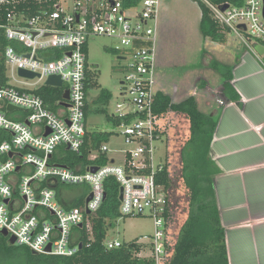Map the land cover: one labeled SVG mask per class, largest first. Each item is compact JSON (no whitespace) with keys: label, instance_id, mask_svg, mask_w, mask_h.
Masks as SVG:
<instances>
[{"label":"built area","instance_id":"built-area-1","mask_svg":"<svg viewBox=\"0 0 264 264\" xmlns=\"http://www.w3.org/2000/svg\"><path fill=\"white\" fill-rule=\"evenodd\" d=\"M160 1L0 0V10L5 8L0 12V38L4 41L0 45L4 63L0 80V231L13 236L16 244L35 253L64 256L75 254L83 242L90 244L93 219L105 198L104 181L114 177L122 189L119 219L149 216L153 220V234L136 240L143 244L137 255L150 257L155 264H168L174 244L169 239L174 207L170 188L157 182L167 160L156 157L157 143L164 139L156 129L166 124L161 123L164 115L158 118L153 111ZM203 1L219 23L241 37L264 71V53L255 50L256 45L264 47V0L221 5ZM226 3L227 8L221 10ZM94 35L113 38L118 59L126 61L121 85L128 99L123 105L116 104L115 116L121 119L117 126L127 149L121 150L120 163L113 160L96 165L93 162L99 152L90 150L86 163L67 165L59 161L66 157L61 149L81 154L87 131L86 50L88 38ZM20 69L34 75H22ZM52 76L61 79L60 86L47 83ZM45 88L62 90L55 111L44 98ZM66 90L68 99L63 98ZM9 105L14 109L9 110ZM123 106L133 109L122 111ZM129 113L135 115L125 121ZM98 150L108 153L106 144ZM57 183L81 184L83 204L65 207L63 203L70 201L65 192L58 198ZM107 234L105 249L121 246L123 241Z\"/></svg>","mask_w":264,"mask_h":264},{"label":"trees","instance_id":"trees-1","mask_svg":"<svg viewBox=\"0 0 264 264\" xmlns=\"http://www.w3.org/2000/svg\"><path fill=\"white\" fill-rule=\"evenodd\" d=\"M136 0H126L127 3ZM195 1L201 11L199 30L203 37L215 42H222L225 39L227 27L219 23L212 15L210 8L203 0ZM232 3L234 0H209V2L221 5L224 2ZM5 8H1L0 12ZM0 21L2 18L0 17ZM0 45H4L2 37ZM2 48V47H1ZM87 52V50H86ZM220 72L223 82L221 96L227 100L238 99V94L231 85V66L222 65L216 60L210 65ZM88 68V66H87ZM4 73V63L0 58V80ZM203 86L204 83H200ZM88 87V74L86 71V91ZM43 95L51 110L58 108L56 103L61 99L62 90L49 88L43 90ZM111 93L101 90L98 100L107 102ZM87 108V100L85 112ZM154 114L159 118L169 112L184 115L188 120V134L180 147L181 179L188 193L187 212L179 227L172 247V254L168 264H229L225 242V229L221 224L219 209L213 187V177L220 173V168L211 159L210 143L217 124V118L211 114L202 112L197 105L194 96L190 95L180 102L171 101L167 94L157 90L154 94ZM134 113L124 116L125 121H130ZM107 117L117 125L120 118L115 115ZM156 132L161 136L167 135V128H158ZM111 132L88 133L84 138L81 154H69L60 159L67 165L72 162H87V155L90 150H97L98 157L93 163L103 165L109 162L107 152H100V146L108 140ZM157 182L162 184L164 189L171 186V176L167 163L164 169L157 176ZM105 198L96 213L93 221L94 240L85 244L75 254L45 255L32 253L27 246L11 244L8 236L0 232V264H155L150 257H140L137 253L143 244L135 240L123 241L121 246L113 249H105L103 240L109 228L120 218L119 207V184L114 177L106 178L104 181ZM74 188H82L81 184L67 185ZM65 185L57 183L54 188L58 198L63 195ZM83 196L79 193L65 207L81 206ZM140 217V216H135ZM125 218V217H124ZM172 220V216H171ZM86 238V235L85 237Z\"/></svg>","mask_w":264,"mask_h":264},{"label":"crops","instance_id":"crops-1","mask_svg":"<svg viewBox=\"0 0 264 264\" xmlns=\"http://www.w3.org/2000/svg\"><path fill=\"white\" fill-rule=\"evenodd\" d=\"M162 1L156 17L155 91L167 94L173 102H180L193 92L198 108L217 118L209 154L220 168V173L213 177V187L225 229L228 262L264 264V71L256 56L242 47L226 59L216 56L231 66V85L238 99L227 100L221 96L223 78L212 68L214 73L208 78L186 72L176 87L168 90L157 72L158 64L162 65L168 31L166 13L161 11ZM189 1L192 11L198 14V4ZM200 17L201 11L198 22ZM202 82L204 85L200 86ZM212 86L219 90L218 94L211 93ZM61 152L66 155V149ZM108 156L109 161L115 160Z\"/></svg>","mask_w":264,"mask_h":264},{"label":"rangeland","instance_id":"rangeland-1","mask_svg":"<svg viewBox=\"0 0 264 264\" xmlns=\"http://www.w3.org/2000/svg\"><path fill=\"white\" fill-rule=\"evenodd\" d=\"M162 2L161 11L166 13L168 31L166 33V48L165 50L163 48L164 53L162 51V65L158 64L157 72L159 80L167 85L168 90H173L181 81L182 76L189 71L208 78L213 72V68L210 66L212 61L216 60L220 64L226 65L223 58H217V55L224 56L226 59L229 54L234 55L240 48H247L242 43L241 37L230 30L226 31L225 39L222 42H215L203 37L198 25L200 11L198 9V14H195L196 10L192 11L189 0H163ZM193 17H196L194 22ZM241 33L245 38V32ZM252 41L251 38L250 42L252 43ZM114 42L113 38L102 35L90 36L87 40L88 87L85 125L90 134L111 132V136L104 143L108 147V154L117 163H120L121 150L127 149V146L119 133V127L107 115L110 117L117 115L116 104L123 105L128 99V95L122 91L120 83L125 75L126 61L118 59V53L113 50ZM218 73L220 74V72ZM101 90L111 93L107 102L98 100ZM211 90V93H219V90L213 86ZM165 93L167 92L165 91ZM189 95H193V92ZM127 109H133V107L124 108L123 106L122 111ZM161 123L162 125L166 124L167 135L157 143L159 153L156 157L164 155L171 176L170 196L174 207V217L169 226V239L172 243L176 239L180 224L187 212L188 193L181 179L179 150L187 136L188 127L185 117L173 112L165 114ZM69 154L75 153L66 150V155L69 156ZM64 189L66 198L71 202L79 196L83 188L65 186ZM153 232L154 225L151 217H125L118 218L114 222L113 227L108 229L107 237L128 242L138 240L144 235L151 236Z\"/></svg>","mask_w":264,"mask_h":264},{"label":"water","instance_id":"water-1","mask_svg":"<svg viewBox=\"0 0 264 264\" xmlns=\"http://www.w3.org/2000/svg\"><path fill=\"white\" fill-rule=\"evenodd\" d=\"M228 6V4H224L222 7H221V10H224L226 9ZM244 27V26H243ZM255 50L258 52V54H262L264 53V47L260 46V45H256L255 46ZM19 73L22 74V75H26V76H33L34 74L28 72V71H25V70H22L20 69L19 70ZM48 84L50 85H55V86H60L61 85V79L58 77V76H52L50 77V79L47 81ZM122 83V82H120ZM63 98L64 99H68L69 98V93H68V90L64 91L63 93ZM62 105L66 106V102H62ZM7 108L9 110H13L14 107L13 106H7ZM111 162H113V160H111ZM93 170H95L96 168H92ZM121 192H122V189L119 190V199L121 198ZM91 195H89L87 197V201L90 199ZM87 213H89V211L87 210ZM3 235L7 236V232L5 230H2L0 231ZM8 241L11 243V244H15V238L13 236H10L8 237ZM81 247V246H80ZM32 253H35L34 251H32Z\"/></svg>","mask_w":264,"mask_h":264}]
</instances>
